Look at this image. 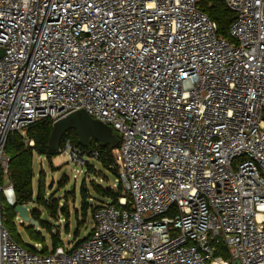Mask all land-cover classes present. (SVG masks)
<instances>
[{
  "label": "built area",
  "instance_id": "built-area-1",
  "mask_svg": "<svg viewBox=\"0 0 264 264\" xmlns=\"http://www.w3.org/2000/svg\"><path fill=\"white\" fill-rule=\"evenodd\" d=\"M197 1L0 0V264H264V0H223L232 40ZM79 109L118 134L125 194L80 243L27 249L6 138Z\"/></svg>",
  "mask_w": 264,
  "mask_h": 264
},
{
  "label": "trees",
  "instance_id": "trees-1",
  "mask_svg": "<svg viewBox=\"0 0 264 264\" xmlns=\"http://www.w3.org/2000/svg\"><path fill=\"white\" fill-rule=\"evenodd\" d=\"M197 7L199 8V10L204 12L211 21L215 23L216 34L218 36L232 40L228 33V27L233 19L234 14L233 11L227 7L223 0H198ZM51 124L52 121L50 119H42L32 123L26 129L25 136L13 132L9 133L6 138L4 152L8 157V169L5 174L6 177H2L1 175V182L3 183L4 179L6 178L11 184L13 190L14 205H26L30 201H34L37 204H43L40 203L43 202L44 195L43 180L41 176L38 177L35 193L33 191L32 179L34 172L32 169V159L34 153H37L38 155H44L48 159H51V157L56 155V152L47 147ZM114 133L117 136L119 143V136L115 131ZM30 140L33 143L32 145H28V142ZM66 140H69L72 146L78 148L81 151L82 155H86L89 157H93L95 155L96 160L101 164V166L109 170L110 173H113L116 176L117 169L115 167L113 150L118 146V143L116 147L113 148L109 145L101 144L96 140H92L89 144L83 146L79 144L78 137L75 131L69 130L63 134L60 140V151L63 149ZM91 185L94 193H96L100 197H93V199H96L97 201H102L107 198L116 203L118 197L125 194L122 192L120 186H118L117 189H114L108 186H103L100 183H95L93 181ZM80 194L82 198V210H85L86 207H90L92 215L95 206V202L89 201L92 196L88 195L84 187L81 188ZM56 204L57 203H50L46 207L47 212L50 214V216H53L55 218L58 214ZM8 205L6 207H3L1 204V220L3 226L8 231L11 238H13L17 243L27 249H32L33 243H41V252L47 253L48 249L44 245V238L41 235L40 231H37L34 226L28 225L24 227L30 240L29 242H26L21 237V235L16 230V223L14 222L15 218H17V214L14 211V206ZM65 209L66 208L62 206L60 208V211L67 213ZM29 215L33 220H36L38 222V227L45 229L50 233V223L42 221L38 217V212L35 209L31 210ZM91 232L92 228H90L89 232L84 238L89 236ZM84 238L76 243H80ZM50 239V246L52 248L59 245L60 239L58 233L53 235L50 233ZM214 246L215 256H221L222 258L228 257V252L222 242L216 243Z\"/></svg>",
  "mask_w": 264,
  "mask_h": 264
},
{
  "label": "rangeland",
  "instance_id": "rangeland-1",
  "mask_svg": "<svg viewBox=\"0 0 264 264\" xmlns=\"http://www.w3.org/2000/svg\"><path fill=\"white\" fill-rule=\"evenodd\" d=\"M81 158L71 160L68 154L61 150L51 159L37 153L33 154L32 159L34 172L32 179L33 191L35 193L38 177L41 176L44 195L43 202L40 203L44 205L30 201L25 206L28 214L35 209L42 221L50 223V233L52 235L58 233L59 245L64 248H68L84 238L93 226L91 208L86 207L85 210H82L81 207V188L84 187L86 189L88 195L92 196L89 201L92 200L93 202H97L96 199H93L94 196L100 197L94 193L91 185L92 181L117 189L115 175L103 168L95 156L89 157L81 154ZM50 203H57L58 214L56 218L50 216L47 212L46 207ZM7 205L8 203L6 204V201L3 200L2 206L6 207ZM62 206L66 208L67 213L60 211ZM14 222L18 233L26 242H29L27 232L24 229V227L28 226V223L22 221L18 215ZM32 226L37 231H40L47 249L51 247L50 233L37 225Z\"/></svg>",
  "mask_w": 264,
  "mask_h": 264
},
{
  "label": "water",
  "instance_id": "water-1",
  "mask_svg": "<svg viewBox=\"0 0 264 264\" xmlns=\"http://www.w3.org/2000/svg\"><path fill=\"white\" fill-rule=\"evenodd\" d=\"M69 130L75 131L79 144L83 146H86L92 140L113 148L118 143V138L110 125L94 119L84 110L79 109L52 122L47 147L56 153L59 152L60 140L63 134ZM10 205L14 206V211L22 221L27 222L28 225H38V222L28 214L25 205H14V202Z\"/></svg>",
  "mask_w": 264,
  "mask_h": 264
}]
</instances>
